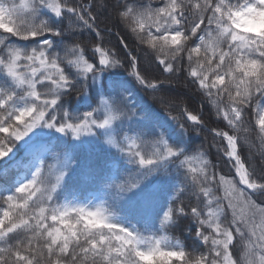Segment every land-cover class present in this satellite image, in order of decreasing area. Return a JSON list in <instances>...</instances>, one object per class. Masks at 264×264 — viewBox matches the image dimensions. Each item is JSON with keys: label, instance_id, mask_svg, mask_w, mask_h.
Instances as JSON below:
<instances>
[{"label": "snow or ice", "instance_id": "6c2138e0", "mask_svg": "<svg viewBox=\"0 0 264 264\" xmlns=\"http://www.w3.org/2000/svg\"><path fill=\"white\" fill-rule=\"evenodd\" d=\"M25 137L0 264H264V0H0V160Z\"/></svg>", "mask_w": 264, "mask_h": 264}, {"label": "trees", "instance_id": "16d2710c", "mask_svg": "<svg viewBox=\"0 0 264 264\" xmlns=\"http://www.w3.org/2000/svg\"><path fill=\"white\" fill-rule=\"evenodd\" d=\"M17 2H18V0H17ZM113 32L114 33L117 32V29H113ZM121 38L122 37H120V36H116L115 39L112 40V43L114 44L116 42V40H119ZM120 47L123 48V45H121ZM113 50H115V49H113ZM124 51H127V49H124ZM116 74L121 79H126V80H130L131 79V77L127 76V73L125 72V70L123 68L117 70ZM136 87L138 88L139 86H136ZM181 94H183V93H181ZM189 95H190V98H191V101L193 102V104L199 107L200 103H199L198 95L192 94V93H189ZM135 96H136V99H137L138 103H140L142 105L149 106V107L153 106L154 108L160 110V106L159 105H152V100H151V96L150 95H145L144 93L137 91L135 93ZM201 110H204V109L202 108ZM173 114H175V113H173ZM167 115L168 114L166 112L160 110V119L161 120H165ZM220 119L221 118L216 117L215 115H213V121H219ZM186 139L189 140L190 144L197 145V146L201 145V143L204 142L203 150L208 151L209 152V157L208 158L215 161L216 156H217V148L216 147H211V145L213 144V141L211 140V138H209L206 141L204 135H197L196 133H192L191 136L190 137H186ZM225 146H226V142H225ZM21 148H22L21 143H20V141H18L13 146V149L8 154V156L3 158V160H0V166L2 164L6 163L7 161L11 160ZM221 155H222V153H221ZM8 177L9 176L5 177V176H2L0 174V184L6 185V182L8 181ZM0 190H2V189H0ZM168 194L169 193H167L165 191H161L160 192V201H161V203L166 202V198H167ZM220 194H222V193H220ZM133 223H135V221H133ZM181 230L184 231V236L187 237L188 236L187 230L183 229V226H181V229H178V230L173 231V232L176 233V234L181 235Z\"/></svg>", "mask_w": 264, "mask_h": 264}, {"label": "rangeland", "instance_id": "374dc122", "mask_svg": "<svg viewBox=\"0 0 264 264\" xmlns=\"http://www.w3.org/2000/svg\"><path fill=\"white\" fill-rule=\"evenodd\" d=\"M20 143L22 148L16 153V155L11 160L7 161L6 163L0 166V174L5 177L6 176L10 177V178L8 177V181L6 182V185H4L8 189H10L16 183H18L22 177L23 169L21 168L20 165L22 163L23 158L25 157L28 137L22 139ZM168 235L177 236V237L181 236L174 232H169Z\"/></svg>", "mask_w": 264, "mask_h": 264}]
</instances>
